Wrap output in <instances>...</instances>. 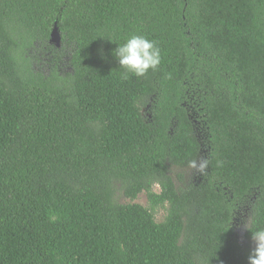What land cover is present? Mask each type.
I'll list each match as a JSON object with an SVG mask.
<instances>
[{"label":"trees","instance_id":"obj_1","mask_svg":"<svg viewBox=\"0 0 264 264\" xmlns=\"http://www.w3.org/2000/svg\"><path fill=\"white\" fill-rule=\"evenodd\" d=\"M54 27L70 71L43 74L28 51ZM134 34L160 63L124 78ZM191 97L208 167L176 185L201 149ZM248 201L264 227V0H0V264H248Z\"/></svg>","mask_w":264,"mask_h":264},{"label":"rangeland","instance_id":"obj_2","mask_svg":"<svg viewBox=\"0 0 264 264\" xmlns=\"http://www.w3.org/2000/svg\"><path fill=\"white\" fill-rule=\"evenodd\" d=\"M71 46L64 43L59 35L56 34L54 40L48 41L47 44H38L32 46V48L28 51V55L31 59L33 69L40 71L43 74H47L52 64V60L58 55V67L61 73L69 72L70 71V58ZM195 107V100L191 97L190 103L187 105L189 115L191 120L194 124V131L195 135L200 143L201 149L198 158L196 159L197 162L201 159H205L208 154V142H207V135L204 130V127L199 121L197 112L194 109ZM145 111V109H144ZM169 174L173 178L175 184L177 185V175H182L184 181H194L200 173L196 172V170L192 169L190 166L179 168L176 166L169 167ZM116 193L115 198L116 201L120 203H127L131 202L132 200L124 197L119 191V185L115 184ZM155 192H159L158 185L153 187ZM226 196H230L227 190L224 189ZM133 202L139 203L143 206H147V200L145 193H140L137 198L133 200ZM166 214L165 207H158L154 211V217L157 222L163 220ZM249 213V201L242 205L238 211L235 213L232 226L235 232V236L238 241L244 243L249 247H254V243L251 239H247L244 236V232L246 230V225L249 223L250 218Z\"/></svg>","mask_w":264,"mask_h":264},{"label":"clouds","instance_id":"obj_3","mask_svg":"<svg viewBox=\"0 0 264 264\" xmlns=\"http://www.w3.org/2000/svg\"><path fill=\"white\" fill-rule=\"evenodd\" d=\"M114 56L119 66L124 69V78H128V74L142 77L150 69L154 71L160 63L159 47L143 35H131L115 48ZM189 166L196 172L204 174L208 160L201 159L199 162L190 160ZM246 227L251 230V240L254 243L247 258L248 264H264V227L250 228L248 224Z\"/></svg>","mask_w":264,"mask_h":264},{"label":"water","instance_id":"obj_4","mask_svg":"<svg viewBox=\"0 0 264 264\" xmlns=\"http://www.w3.org/2000/svg\"><path fill=\"white\" fill-rule=\"evenodd\" d=\"M56 34L58 35V33H57V31H56V28L54 27L53 30H52V33H51V35H50V40H54Z\"/></svg>","mask_w":264,"mask_h":264}]
</instances>
